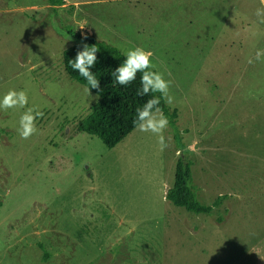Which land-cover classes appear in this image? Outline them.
<instances>
[{
    "label": "rangeland",
    "instance_id": "rangeland-1",
    "mask_svg": "<svg viewBox=\"0 0 264 264\" xmlns=\"http://www.w3.org/2000/svg\"><path fill=\"white\" fill-rule=\"evenodd\" d=\"M260 0H0V264H264V24ZM68 29L151 51L175 126L110 149L79 131L99 100L66 72ZM252 33H257L253 35ZM251 58L254 63L247 61ZM43 113L18 134L23 112ZM192 162L195 214L166 197Z\"/></svg>",
    "mask_w": 264,
    "mask_h": 264
},
{
    "label": "trees",
    "instance_id": "trees-1",
    "mask_svg": "<svg viewBox=\"0 0 264 264\" xmlns=\"http://www.w3.org/2000/svg\"><path fill=\"white\" fill-rule=\"evenodd\" d=\"M48 2L54 9L66 4V0H48ZM64 35L71 37L70 40L73 41V45L63 53L65 70L71 78L82 85L86 86V81L72 70L68 61L75 58L77 51L82 50L84 44L99 48L96 54L97 63L91 70L99 80L100 89H90L98 94L99 100L94 104L89 115L79 123V131L97 136L112 149L135 130L132 121L136 109L151 96L137 95V90L140 88V73L137 74L136 80L127 86L115 84L112 73L125 59V54L117 47L98 40L94 34H85L87 36L85 40L83 39L85 35L72 29H68ZM160 107L168 117L170 125L175 126L178 118L177 109L172 110L163 100ZM193 182L192 162L179 157L174 183L167 191V199L191 213L211 215L215 207L220 204L221 197L210 205L202 203Z\"/></svg>",
    "mask_w": 264,
    "mask_h": 264
},
{
    "label": "clouds",
    "instance_id": "clouds-1",
    "mask_svg": "<svg viewBox=\"0 0 264 264\" xmlns=\"http://www.w3.org/2000/svg\"><path fill=\"white\" fill-rule=\"evenodd\" d=\"M260 3L261 7L256 9L255 16L260 24H264V0H260ZM252 34L256 35L257 33ZM83 39L86 40L87 36L85 35ZM98 51L99 48L95 45L84 44L82 50L77 51L75 58L68 61L72 70L86 81L85 91L89 93L90 89H100L99 80L96 79L91 70L97 63L96 54ZM152 55L151 51L142 47L129 49L125 53L123 63L113 71L112 75L115 78V84L127 86L136 80L138 73L141 74L137 95L140 97L151 96V98L136 109L132 123L134 128L140 132H150L157 135L160 150L163 151L168 147L163 133L168 128L170 121L164 115L160 105L163 100L164 103L172 106L174 97L170 95L171 81L165 79L163 73L152 70L154 69ZM262 57H264V50H257L255 61H261ZM247 62L252 64L254 60L249 58ZM27 104L28 95L24 90L11 89L0 99V110L24 109ZM42 116V112L34 109L23 112L17 129L22 140H28L37 133L36 119Z\"/></svg>",
    "mask_w": 264,
    "mask_h": 264
}]
</instances>
